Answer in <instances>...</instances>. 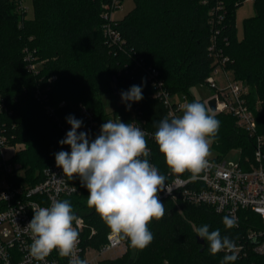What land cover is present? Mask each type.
Masks as SVG:
<instances>
[{
	"label": "trees",
	"instance_id": "16d2710c",
	"mask_svg": "<svg viewBox=\"0 0 264 264\" xmlns=\"http://www.w3.org/2000/svg\"><path fill=\"white\" fill-rule=\"evenodd\" d=\"M133 1V9L118 21L124 44L114 53L103 34L102 11L109 0H32L33 17H25L19 1L0 0V102L6 106L0 119L13 137L11 144L22 146L13 158L25 168L31 183L41 179L43 168L55 162V154L64 146L59 143L61 131L34 97L39 87L53 105L67 103L62 110L65 116L80 119L83 104L105 121L103 96L113 92L114 79L120 88L142 86L141 110L148 129L157 131L167 111L160 100L150 96L153 89L143 71L134 68L137 58L159 71L171 94H185L189 103L204 105L189 90L205 84L218 66L215 62L227 58L225 69L248 88L246 98L255 112L257 133L264 137V0H254L256 12L244 19L242 38L236 13L245 0ZM25 50L39 63L36 75L26 68ZM119 111L129 119L126 108ZM214 115L219 121L213 138L219 150L216 158L237 149L242 159L252 160L256 139L239 128L231 115ZM148 145L152 149L149 162L167 177L171 171L159 148ZM87 198L88 191L64 200L71 203L76 216H83L97 229L85 246L100 248L110 230L88 207ZM161 202L165 216L149 225L153 241L144 249L133 248L128 241L125 255L100 264H220L226 253L211 255L207 242L199 243L194 227L207 224L210 232L219 229L233 241L261 227L260 216L250 211L241 212L237 225L226 229L222 223L226 215L209 206ZM250 258L264 264V254ZM232 264L243 263L237 258Z\"/></svg>",
	"mask_w": 264,
	"mask_h": 264
},
{
	"label": "built area",
	"instance_id": "2783aa9c",
	"mask_svg": "<svg viewBox=\"0 0 264 264\" xmlns=\"http://www.w3.org/2000/svg\"><path fill=\"white\" fill-rule=\"evenodd\" d=\"M19 1L22 4L21 0ZM254 0H245V2ZM244 2V3H245ZM123 0H109L103 6V34L106 44L117 53L122 49L124 40L118 30V21L115 14L121 9ZM22 7V5H21ZM27 70L32 74H38L39 63L35 62L32 54L25 50ZM227 58L218 59L215 64L217 68L211 72L205 85L214 90L212 98L216 99V111L209 108L210 113H227L235 118L237 126L244 129L251 138L256 139L253 159H242L241 152L237 162L222 158H207V167L200 173V177L193 181L190 174L185 172L177 176L171 172L167 174L168 185L172 186L171 194L166 191L159 193V199L171 200L176 204H191L195 206L206 205L213 208L218 214L234 216L239 222L240 213L250 211L260 216L261 227L248 230L241 240L234 241L237 245V257L243 264H256L250 257L264 254V137L257 133V120L255 112L250 108L247 101L248 88L240 80L230 78L226 71L225 62ZM134 68L143 71L146 81L153 89L152 98H157L167 111L166 117L182 115V105L188 98L185 94H171L165 87L164 81L160 77L159 71L150 66H145L137 58L133 61ZM127 66V65H126ZM225 73L228 83L224 88L217 87L216 76L219 72ZM129 90L125 85L116 91L115 84L113 92L121 97L122 92ZM35 99L42 105L45 114L49 116L62 133V139L66 138V133L71 130V125L67 123V116L62 110L67 107V103L62 101L58 104L51 103L47 93L41 88H37L34 93ZM210 98V100L212 99ZM209 100V101H210ZM206 107L207 103H206ZM115 109L107 113L108 118L100 121L95 113L85 105H80V120L83 124L78 132H87L90 140L95 139L100 134L101 125L108 120L116 121L120 119L124 123H135L147 133L146 139L149 143L157 145L154 140L155 132L148 129L147 120L141 110L139 102H131L129 119L125 118L123 111ZM6 109L5 103L0 102V115ZM1 117V116H0ZM8 135L6 123L0 119V264H69V258L60 257L57 251H53L44 261H38L30 255L29 245L32 243L30 232H26L24 227L33 218V206L48 207L52 200H64L74 195H81L87 189L81 186L78 177L69 178L63 175L61 168L55 162L44 167L41 179L35 184L26 179L25 168L13 157L8 156L7 150L12 148ZM158 147V145H157ZM150 149V156L152 149ZM62 151L70 152V146L64 145ZM151 163V162H150ZM153 164V163H151ZM155 166V164H153ZM157 167V166H155ZM159 170V167H157ZM160 172V170H159ZM161 174V173H160ZM175 197V198H173ZM79 224L74 223V227L79 232L77 245V256L86 260L87 264H100L105 259H117L127 252V239L120 240L107 234L106 242L100 248L91 245L85 246L88 240L97 234V229L86 222V219L77 215ZM110 254L111 256H107ZM230 254V253H228Z\"/></svg>",
	"mask_w": 264,
	"mask_h": 264
},
{
	"label": "clouds",
	"instance_id": "9594fccd",
	"mask_svg": "<svg viewBox=\"0 0 264 264\" xmlns=\"http://www.w3.org/2000/svg\"><path fill=\"white\" fill-rule=\"evenodd\" d=\"M143 99L142 86L133 85L121 93L126 110L131 102ZM71 130L61 145L71 151L55 154V164L63 175L78 177L88 191L87 205L93 208L117 239H127L133 248L144 249L154 239L149 225L165 216L164 203L159 193L172 192L167 177L149 162L150 149L147 133L135 123L120 119L108 120L100 134L90 140L87 132H78L83 121L74 116L66 118ZM219 129V121L209 109L198 101L182 105V115L159 121L154 140L171 173L185 172L195 181L207 167L210 145ZM175 198V197H173ZM34 215L24 227L30 232L29 252L38 261H44L54 250L60 257L69 258V264H87L77 256L79 232L74 227L79 218L68 200H52L50 206H33ZM226 229L237 225L234 216L222 219ZM197 237L207 242L208 251L215 256L225 252L220 264H232L238 257L237 245L219 229L209 231L207 224L194 227ZM230 253V254H228Z\"/></svg>",
	"mask_w": 264,
	"mask_h": 264
},
{
	"label": "rangeland",
	"instance_id": "374dc122",
	"mask_svg": "<svg viewBox=\"0 0 264 264\" xmlns=\"http://www.w3.org/2000/svg\"><path fill=\"white\" fill-rule=\"evenodd\" d=\"M22 1V8L21 11L26 15L25 17H33V5H32V0H21ZM134 7V1L133 0H123V4L120 10L115 14V18L117 20H122V18L129 13L132 8ZM255 6H253V2L247 1L244 3L243 7L238 9L236 13V21H237V28H238V35L240 38L243 37V24H244V19L250 18L255 14ZM229 77L232 75L227 74ZM217 79V87L219 89L224 88L227 83H228V78L226 77L225 73L219 72L216 76ZM190 94H192L193 98L195 100H202L204 101L205 105L206 103L212 98L214 95V90L209 88L205 84H199L196 85V87L191 88ZM185 103H189L188 98L184 100ZM103 105H104V110L107 113L113 112L117 108H121L125 106V103H122L121 97L117 96L115 92H110L109 94H105L103 96ZM209 109V108H208ZM22 149V146L19 144L17 146H12V148H9L7 150V154L10 157H13L16 155L20 150ZM219 155V150L215 147L214 140L212 138V143L210 145V154L209 158L213 159ZM240 157L239 150L234 149L230 153H228L227 157L225 160H234L235 162L238 161ZM1 185H0V190H1ZM108 257L111 256L110 254L107 255Z\"/></svg>",
	"mask_w": 264,
	"mask_h": 264
},
{
	"label": "water",
	"instance_id": "95a60500",
	"mask_svg": "<svg viewBox=\"0 0 264 264\" xmlns=\"http://www.w3.org/2000/svg\"><path fill=\"white\" fill-rule=\"evenodd\" d=\"M114 83H115V90L117 91L119 89V84L117 83V80L114 79ZM207 106L208 108H210V110L212 111H216L217 110V107H216V99L215 98H212L210 101L207 102ZM199 243L200 244H203L204 241L200 238L199 239Z\"/></svg>",
	"mask_w": 264,
	"mask_h": 264
},
{
	"label": "crops",
	"instance_id": "0c3cea01",
	"mask_svg": "<svg viewBox=\"0 0 264 264\" xmlns=\"http://www.w3.org/2000/svg\"><path fill=\"white\" fill-rule=\"evenodd\" d=\"M132 9H133V8H132ZM231 75H232V73H231ZM230 78H232V79H233V75H232Z\"/></svg>",
	"mask_w": 264,
	"mask_h": 264
}]
</instances>
